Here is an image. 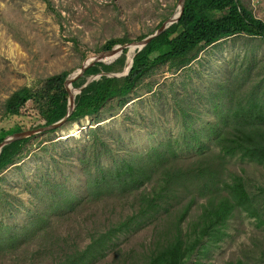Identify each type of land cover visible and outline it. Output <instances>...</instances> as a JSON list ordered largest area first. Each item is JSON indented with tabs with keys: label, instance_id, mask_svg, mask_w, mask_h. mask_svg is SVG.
<instances>
[{
	"label": "trees",
	"instance_id": "16d2710c",
	"mask_svg": "<svg viewBox=\"0 0 264 264\" xmlns=\"http://www.w3.org/2000/svg\"><path fill=\"white\" fill-rule=\"evenodd\" d=\"M174 9L136 39L110 38L93 53L114 57L117 45L153 34ZM226 39L262 49L264 20L243 0H186L178 22L135 51L127 76L104 75L76 95L69 119L35 138L48 164L55 165L41 167L40 181L24 188H4L8 182L0 179V264H195L194 258L208 259L227 238L240 235L243 224L236 228V236L228 230L232 220L244 213L251 220L250 237L224 251L229 257L226 264H264V62L260 72L241 64L229 87L220 84L212 92L211 102L186 101L174 116L184 128L181 137L145 153L125 149L114 132L98 126L107 114L124 107L132 94L152 91L149 79L156 68L168 65L172 73L185 70L209 47ZM128 51L125 48L112 63L94 61L73 87L81 88L89 77L101 73H122ZM256 51L245 55L254 67ZM89 53L80 51L77 68L50 75L37 87H22L6 100L4 117L29 113L34 120L31 128L16 123L0 129V143L14 133L47 127L65 117L67 77L82 67ZM176 101L183 99L177 95ZM209 103L215 118L206 123L196 112ZM86 117L96 127L87 130L85 147L73 150L67 147L70 141H53L57 131ZM33 139L3 148L0 175L31 151ZM59 147L63 153L57 158L53 152ZM59 162L65 170L59 171ZM76 163L81 193L68 184L69 168ZM57 174L64 179L58 180ZM27 196L26 220L9 224L10 215L22 209V198Z\"/></svg>",
	"mask_w": 264,
	"mask_h": 264
},
{
	"label": "rangeland",
	"instance_id": "374dc122",
	"mask_svg": "<svg viewBox=\"0 0 264 264\" xmlns=\"http://www.w3.org/2000/svg\"><path fill=\"white\" fill-rule=\"evenodd\" d=\"M243 2L256 17L264 20V0ZM174 6L173 14L177 11L178 0H0V129L10 128L16 123L31 128L34 119L28 116L29 113L22 117H4L5 102L15 91L25 86L37 87L50 75L77 68L80 65V51L88 49L89 57H94V49L110 38L136 39L156 27ZM243 42L223 40L209 47L198 61L180 72L172 73L168 65L156 68L149 79L153 81V90H139L136 95L132 94L124 107L107 114L98 126L114 132L115 138L122 141L121 145L133 152L145 153L153 146L181 137L180 132L184 128L178 126L174 116L185 108L186 101L194 102L202 98L211 102L214 98L212 92L217 91L220 84L229 87L241 64L260 72V64L264 62V44L260 45L263 47L261 49L258 45L247 47ZM254 50H257V67L245 58ZM173 91L183 101L177 102ZM196 113L205 118L206 123L215 118L210 103L200 105ZM76 127L81 128L80 133L71 135ZM91 127L96 125L86 117L80 123L57 131L52 139L54 142L70 141L67 147L73 150L85 147V134ZM43 134L34 136L31 151L0 175V179L8 182L4 188L9 185H20L19 188L35 185L44 171L41 167L45 169L55 165L50 166L48 157L39 151V139L35 138ZM45 144L43 142L42 146ZM62 153L63 148L60 147L53 152L57 158ZM189 154L193 156L194 152ZM57 164L61 167L59 171L66 169L62 168L63 163ZM65 164H69L68 161ZM78 164L69 168L68 184H74V190L81 193L82 183L75 175L80 174ZM72 173L74 176H71ZM56 176L58 180L64 179L59 174ZM65 176H69V173L65 172ZM22 199V209L18 213L13 211L7 221L9 224L21 225L26 220L30 202L27 204L28 196ZM240 216L232 220L233 224L228 230L236 236V228L243 224L240 235L227 238L208 259L194 258L195 264H226L229 257L228 254L225 256L224 251L233 250L241 240L250 237L251 220L245 213ZM111 260L112 256L110 263Z\"/></svg>",
	"mask_w": 264,
	"mask_h": 264
},
{
	"label": "water",
	"instance_id": "95a60500",
	"mask_svg": "<svg viewBox=\"0 0 264 264\" xmlns=\"http://www.w3.org/2000/svg\"><path fill=\"white\" fill-rule=\"evenodd\" d=\"M185 2H186V0H178L177 11L170 18H168L163 23V25L159 29H157L153 34H151V35L147 36L146 38H144L143 40L136 42V43H133V44H126L123 46L117 45L115 47V50H114V57L103 58L101 56H94V57L87 58L81 68L77 69L76 71H74L72 74H70L67 77L66 85H67V89L69 91V102H68V111H67V114L65 115V117L62 118L61 120H59L58 122L53 123L47 127H42V128H38V129H32V130H26L23 132L14 133V134L6 137L0 143V154H1V151L3 150L4 147H6V146H8L14 142L24 140L27 138H31V137L37 136L39 134H43V133H46L48 131L55 130V129L61 127L69 119V117L72 115L73 111L75 110L76 95L80 94L82 92V90L92 81L99 79L100 77H102L104 75H107L110 77L127 76L128 73L130 72L131 68H132V65H133V60L135 57V51H138V52L141 51L153 39H155L156 37H158L162 33H164L169 26L177 23L183 14ZM125 48L129 49V52H128L129 54H128V59H127V66L125 67V69L122 73H113V74L101 73L97 76H92L90 79L87 80V82L81 88L73 87V85H72L73 81L76 78L83 76L84 72L92 65V63L94 61L98 60V61H101L104 63H112L122 54V52ZM132 50L134 51V53L130 54Z\"/></svg>",
	"mask_w": 264,
	"mask_h": 264
},
{
	"label": "bare ground",
	"instance_id": "6f19581e",
	"mask_svg": "<svg viewBox=\"0 0 264 264\" xmlns=\"http://www.w3.org/2000/svg\"><path fill=\"white\" fill-rule=\"evenodd\" d=\"M134 53V51L132 50L131 51V53L130 54H133ZM80 131H81V128H75L74 130H72V134L71 135H77V134H79L80 133Z\"/></svg>",
	"mask_w": 264,
	"mask_h": 264
}]
</instances>
